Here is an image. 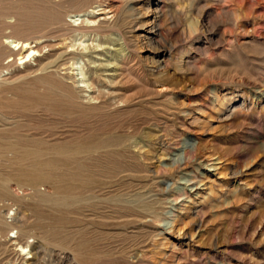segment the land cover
<instances>
[{"label": "rangeland", "instance_id": "obj_1", "mask_svg": "<svg viewBox=\"0 0 264 264\" xmlns=\"http://www.w3.org/2000/svg\"><path fill=\"white\" fill-rule=\"evenodd\" d=\"M148 1H105L122 3L120 17L134 28L75 41L76 49L100 43L101 56L84 51L74 68L87 72L101 60L124 73L99 84L95 102L66 71L28 72L53 49L0 73V264L29 260L20 251L27 244L38 248L37 264H264V0H151L159 16L152 47L167 50L160 72L146 67V51L117 52L143 30ZM69 2L35 0L18 14L3 10L18 0H0V22L17 25L26 14L39 30L30 38L53 45L59 29L48 13ZM75 15L64 20L78 27ZM224 94L229 103L220 108ZM147 129L159 138L141 142L150 151L141 156L127 144ZM62 148L74 153L57 154ZM63 157L67 168H42L31 180L34 162ZM74 172L84 179L70 181ZM56 175L67 182L60 196L49 183ZM35 188L42 196H31ZM57 201L79 205L68 220L34 221L41 205Z\"/></svg>", "mask_w": 264, "mask_h": 264}, {"label": "bare ground", "instance_id": "obj_2", "mask_svg": "<svg viewBox=\"0 0 264 264\" xmlns=\"http://www.w3.org/2000/svg\"><path fill=\"white\" fill-rule=\"evenodd\" d=\"M33 1H35V0H18L17 5H14L12 7H10V6L3 7V10H6L7 12L10 10H13L14 12H17L18 14H21V11L23 12V10H24L23 6L27 3H32ZM105 1H107V0H70L67 8L56 5L58 7H54L53 9H51L52 11L50 13H48L50 18L48 20L47 19L46 20L49 21L48 24L58 26V29H59V36H58L59 41L53 45L52 44H45L44 45V43L40 42L39 39L30 38V37H32L31 35L37 33L39 30H38V27H36V28L33 27L31 21H29L28 18L25 16L26 14L22 15L23 19L17 25H9V24H6L3 21H1L0 22V73H4L6 71H9L14 66H18V65H22V64L24 65V64H26V62H28V61L30 62L32 59H34L33 61L36 62L37 61L35 59L36 56L40 55L43 52V50L48 48V50L53 49L54 51L52 53L48 52V54L45 53L43 55L44 60L47 62L44 63L43 60H41V61L38 60V65L36 66V68L35 67L33 68L32 66L29 67V69H28L29 73H34L36 71L42 72V71L47 70L49 68H53L55 70L66 71V72H68L67 73L68 77L70 75L72 76L73 84L77 85L76 92L82 93V94L88 93V96H91V94L93 95V93L95 94V90L98 91L100 89L98 86L99 84L111 85L117 77L123 78L122 75L124 73H123V70L120 69L121 67L119 68L118 65L117 66L113 65L114 67L113 66L109 67L110 66L109 63L106 64V63L102 62L101 60H94V61L89 62L90 64H93L94 66L96 65V67H94V69L93 68L89 69L87 72L84 71L83 65L82 66L80 65L79 67L74 68V65L78 64V58H79L78 56H80L81 59H83L84 57H87L86 56L87 54L86 55L83 54L84 51H89V53H95V54H98V56H101V54L98 53V49L101 47L100 43L96 44L95 46L89 47V46H85V45L82 46V44H81L82 42H81L80 45L82 46V48L80 49L78 47L80 49V51H79L80 53L75 52V51L79 50L78 48L77 49L75 48V41L76 40H80L82 38H85V37L89 36L90 34H92L93 32L100 31L101 29L111 30V29H114L117 27H121L124 30L130 31V30H132V28H134L133 27L134 25L133 26L131 25V21L127 20V18H121L120 17V10L122 7V3H119L118 5H114L112 3H107L105 6H103ZM153 1H156V0H153ZM153 1L149 0L146 4L145 8H144L146 20H145L144 24L141 25V27H140L143 29L141 31V33L134 35L132 37H129L128 43H123L122 45H120V48L117 50V52H119V53L122 52L123 56H126V54H125L126 45L128 46V48L146 51L147 53H149L147 56H145L143 58V60L146 64V67L150 66V69H153L154 71L160 72V71H163V69L165 68V67L164 68L162 67V64H163L164 59L166 57L167 50H159V49H156L155 47L154 48L152 47V44H153L152 42L158 36V33H157L158 25H157V23H158V18H159L157 10L151 8ZM95 4L97 6L93 7V5H95ZM97 10L100 11V13L98 15L103 16L104 18L100 19L98 21L92 20L91 16L97 15L96 14ZM71 13H76V15L73 17L76 19H73V22L76 24H79L78 27L70 26L64 20L65 17H67ZM121 15H123V14H121ZM81 17L84 19L81 20L80 22H78ZM196 27H197V25H195V24L191 25L192 30H195ZM69 28L71 29V31L68 30ZM5 29L12 30L13 34H11L10 32H9L10 34H8V35L3 34V31ZM74 32H78V33L75 36H70V34L74 33ZM95 36H98V34H96ZM77 37H79V39H76ZM123 45L125 46V48H123ZM90 51H92V52H90ZM5 60H8V62L6 61L7 62L6 64L3 63V61H5ZM85 67H86V65H85ZM112 68H115V69H112ZM74 70L79 71V73L74 74V73L70 72V71L73 72ZM106 72H113V73L108 75V74H106ZM77 75L80 76L79 79H76ZM70 77H69V79H71ZM155 82L160 84V87H161V89H159L160 92L163 90L162 88H164V86H166L163 78H157ZM62 94L69 99H72V100L74 99V96H73V93L71 90H67L66 92L62 91ZM227 96L228 95L224 94V95L217 97V103L219 104L220 108H224V106L225 105L227 106V104L229 103V102L227 103V101H226ZM127 98H124V99L121 98V99H119V102L120 103H127L129 101V100H125ZM98 99H99L98 97L91 96L89 101L95 102ZM158 138L159 137H157L155 135V132L153 130L147 129V130L142 131L140 133V140H133V141L129 142L127 144V148H129L130 150H133V152L139 153L141 156L144 154L148 155V153L150 151L144 150L145 146H143L141 142H143V143L146 142L149 145H153L156 143ZM56 153L60 154L62 156H65L64 154H73L74 150H68L67 148L66 149L62 148L59 151H57ZM25 157H26V154L23 153L21 155V157H19L18 159L21 161ZM64 158L65 157H63V159L58 158L59 160H50V161H47L46 163H40L37 161L34 162L33 163V171H32L34 179H31V180L35 181L37 179L35 176L41 172L42 168H49L53 171H59L61 169L67 168L70 163H69V161H67V159H64ZM100 166H101L100 164H97V167L100 168ZM81 173L80 172H74L73 174L71 173V174H69L68 179L70 178L69 180L73 181L76 178H79V179L83 178ZM61 174H62V172H61ZM83 176L86 177L85 175H83ZM85 180H90V179L88 177ZM86 182L87 181L84 182L85 183L84 188L89 187V183L88 182L86 183ZM69 187L72 188L73 186L69 184L68 188ZM13 213L14 212H12V214ZM15 213H16V210H15ZM13 215H15V214H13ZM176 226H177V223L175 222L174 226L172 228L173 232L178 230V229H176ZM37 249H38L37 247H34L30 244L29 245L27 244L25 246L20 247V251L23 254L29 255V258H27L29 260L24 261L23 264H37V261H38L37 260V253H36Z\"/></svg>", "mask_w": 264, "mask_h": 264}, {"label": "water", "instance_id": "obj_3", "mask_svg": "<svg viewBox=\"0 0 264 264\" xmlns=\"http://www.w3.org/2000/svg\"><path fill=\"white\" fill-rule=\"evenodd\" d=\"M49 183H50V185H51V187H52V193L53 194H55V192H56V194H58L59 196L61 195V191H59V190H57L56 191V188H62L63 189V187H64V185H66L67 184V182L66 181H64L63 180V178H60V179H58L57 178V175H56V177L54 176V177H52V180H50L49 181ZM25 187H27V186H25ZM38 187V186H37ZM36 187V188H37ZM30 188V187H29ZM36 188L33 190V189H31V190H33V194L31 195V196H33V195H40V196H42V194H39L37 191H36ZM51 193V194H52ZM0 194H2V190H1V188H0ZM50 195V194H49ZM46 196V195H45ZM48 196V195H47ZM79 204H73V205H71V204H69V205H64V204H62L61 202H58L57 201V203H55V205H53V206H47V204H44L43 206L41 205V211H40V214H39V216H37V215H34V214H32V216L34 217V221L35 220H41L42 218H44V217H42V216H45V214L46 215H51L52 216V218H60V220L62 219L63 221L64 220H66L67 218L65 217V215L71 210L72 211V209L73 208H76V206H78ZM43 207H46L48 210H49V212L47 213L46 212V210H44V209H42ZM47 210V211H48ZM68 220V219H67ZM102 264H104V262H102ZM106 264H110V263H107L106 262Z\"/></svg>", "mask_w": 264, "mask_h": 264}]
</instances>
